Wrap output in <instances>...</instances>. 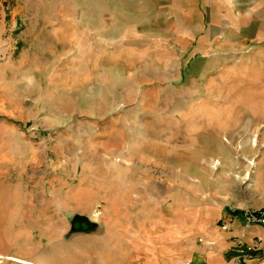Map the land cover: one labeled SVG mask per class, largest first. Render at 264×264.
<instances>
[{"label":"rangeland","instance_id":"obj_1","mask_svg":"<svg viewBox=\"0 0 264 264\" xmlns=\"http://www.w3.org/2000/svg\"><path fill=\"white\" fill-rule=\"evenodd\" d=\"M250 2L0 0V264H120L137 227L264 206Z\"/></svg>","mask_w":264,"mask_h":264},{"label":"crops","instance_id":"obj_2","mask_svg":"<svg viewBox=\"0 0 264 264\" xmlns=\"http://www.w3.org/2000/svg\"><path fill=\"white\" fill-rule=\"evenodd\" d=\"M161 3L170 5L172 8L173 3L177 0H159ZM185 1V0H183ZM194 1V0H188ZM231 1V0H228ZM251 0L250 3H252ZM263 1H261L262 3ZM252 5V4H251ZM178 11V10H177ZM223 14L231 15L232 12L224 11ZM175 60L168 61L162 66V71L159 73H165L167 69H172L175 67ZM123 69V65L115 64L110 66H105L103 70L105 72L110 70H120ZM126 187L128 188L129 185ZM129 191V190H128ZM123 190L118 192L115 198L124 199L127 197L126 194L121 193ZM130 192V191H129ZM114 193V194H115ZM241 207L228 208L220 216V218L215 223L213 220L203 219L202 214L194 215L183 214L181 220L182 225L180 226L182 231L174 233L170 231L167 227L166 222L168 219H164L163 227L167 228L159 236L153 235V225L151 227L146 226V231L143 230L144 237H140L139 230L137 228L133 229L129 234L131 239L129 242H124V248L121 250L122 254L120 256V264H230V258L233 251L228 250L229 246L234 243V239L237 237L242 238L244 242H248L254 235L261 233V227L257 224H252L251 226H245L241 215H238L231 222V228L226 229L221 226V220L226 219L235 213V210H239ZM185 220V222H184ZM210 221V222H209ZM214 222V223H211ZM152 228V229H150ZM174 228V227H173ZM179 235H182L180 237ZM162 236V237H161ZM183 240H179V239ZM247 243L241 246V249L246 248ZM239 249V248H238ZM250 264H264V258L257 256L253 259Z\"/></svg>","mask_w":264,"mask_h":264},{"label":"built area","instance_id":"obj_3","mask_svg":"<svg viewBox=\"0 0 264 264\" xmlns=\"http://www.w3.org/2000/svg\"><path fill=\"white\" fill-rule=\"evenodd\" d=\"M238 215H241L245 226L257 224L261 227V233L254 235L248 242H244L242 238L237 237L228 248V250L233 251L230 264H250L258 255L264 258V206L259 208L241 207L237 213L222 219L221 226L230 229L231 222ZM245 243H247V247L241 249V246Z\"/></svg>","mask_w":264,"mask_h":264},{"label":"trees","instance_id":"obj_4","mask_svg":"<svg viewBox=\"0 0 264 264\" xmlns=\"http://www.w3.org/2000/svg\"><path fill=\"white\" fill-rule=\"evenodd\" d=\"M239 210L237 209V210H235V213H237ZM91 227L92 225H90V224H87V227Z\"/></svg>","mask_w":264,"mask_h":264}]
</instances>
